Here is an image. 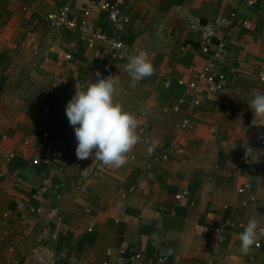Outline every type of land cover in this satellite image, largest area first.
<instances>
[{"label": "crops", "instance_id": "crops-1", "mask_svg": "<svg viewBox=\"0 0 264 264\" xmlns=\"http://www.w3.org/2000/svg\"><path fill=\"white\" fill-rule=\"evenodd\" d=\"M116 1L130 21L118 35L127 54L115 63L106 42L89 49L78 32L54 30L45 20L68 7L78 21L91 3ZM230 12L238 25L213 41L226 43L214 62L225 87L217 93L202 88L196 98L186 85L187 69L202 66L205 57L200 32L190 30L186 18L205 22ZM91 20L97 31L113 34L98 6ZM263 36L264 0H0V264H38L32 249L40 240L65 255L60 264H116L119 252L131 249L140 254L133 264H157L156 242L172 253L169 264H264V237L258 235L260 247L246 255L238 240L251 217L264 227V148L257 144L264 119L247 106L264 92L257 79ZM22 43L33 44L43 61L39 81L19 99L3 91L6 61L21 55ZM138 51L148 53L154 71L131 87L125 66ZM97 72L119 79L114 99L136 117L139 141L119 168L98 160L80 191L78 165L96 157L77 159L64 110ZM183 121L189 126L177 131ZM245 141L253 154L234 176L230 147ZM183 191L187 195L175 200ZM211 226L222 229L221 242L202 234Z\"/></svg>", "mask_w": 264, "mask_h": 264}, {"label": "built area", "instance_id": "built-area-1", "mask_svg": "<svg viewBox=\"0 0 264 264\" xmlns=\"http://www.w3.org/2000/svg\"><path fill=\"white\" fill-rule=\"evenodd\" d=\"M246 3L247 5H252L253 0H246ZM96 6H98L99 11L105 13L108 22L113 29L112 35H106L105 33L95 29L91 17L94 14V7ZM45 20L54 30L69 29L72 32H78L81 41L89 49L96 47V45L100 42H106L108 44L111 62L115 63L121 61L127 54L128 46L118 38V35L119 33L125 31L130 19L125 11L120 7V1H116L112 4L101 3L100 5L91 3L81 12V18L78 21L70 18L68 7H62L49 12L45 17ZM238 20L239 17L235 12H230L227 15H217L214 19L205 22L201 21L198 17L188 16L186 18L190 30L200 32L201 53L205 57V64L199 67H190L187 69L190 80L186 83V85L193 91L194 97L199 98L202 88H205L207 91L213 93L221 92L224 89L226 77L224 73L214 66V62L225 54L226 43L222 40L214 46L213 41L219 32H229L232 28L238 25ZM241 26L246 30L251 28V24L248 21H243ZM261 42L264 44V36L261 38ZM212 47H214V50L211 52ZM64 58L65 61H70L72 59L70 54H66ZM262 73H264V64L258 66L257 69V79L259 83L264 86V79L261 78ZM188 126V123L183 121L181 124L176 126V129L179 131ZM255 126L258 127L259 124H256ZM142 131L143 130L140 129L139 132L142 133ZM43 136L47 138L48 133L45 132ZM141 141L144 142L146 139L142 137ZM76 143L77 142L75 140L74 145H76ZM257 144L260 149L264 148V127L263 132L257 140ZM230 150L234 152L236 156L233 175L238 176L243 171L244 167L249 163L253 154L254 146L250 141H245L243 143L232 145ZM50 151V147H47L44 152L50 153ZM12 157L13 155H10L8 160ZM131 159L133 160L134 158ZM98 162L99 161L97 159H93L89 163L78 165L77 184L75 189L80 191L84 189L85 184L94 173V168L98 166ZM239 191L242 192V189ZM186 195L187 191H183L181 194L175 195L174 198L175 200H180ZM254 201L255 197L251 195L249 197V202ZM31 212L40 214L42 209L33 208L31 209ZM261 229H264V227H261ZM209 233L216 234L218 242L223 240L221 235L222 229L220 227H208L205 230V233L202 234L207 235ZM259 235L264 237V232H260ZM260 245L261 241H257L255 247L259 248ZM32 255L38 264H60L61 260L65 258L63 253L43 245L41 240L39 241V244L32 249ZM139 257L140 254L136 250H121L116 259V264H133L139 259Z\"/></svg>", "mask_w": 264, "mask_h": 264}, {"label": "clouds", "instance_id": "clouds-1", "mask_svg": "<svg viewBox=\"0 0 264 264\" xmlns=\"http://www.w3.org/2000/svg\"><path fill=\"white\" fill-rule=\"evenodd\" d=\"M125 71L131 87L151 76L154 69L148 53L138 51L131 56ZM261 78L264 79V73ZM119 83L117 76L102 77L97 72L94 82L81 85L66 103L64 111L77 142V159L95 156L104 165L119 168L126 163V154L138 143L136 117L114 99ZM247 106L256 118L264 119V92L252 96ZM260 232H264V229L259 227V221L255 217L249 218L243 231L238 234L241 254L246 255L256 245ZM154 246L158 250L157 264H169L172 253L160 250L158 242Z\"/></svg>", "mask_w": 264, "mask_h": 264}, {"label": "rangeland", "instance_id": "rangeland-1", "mask_svg": "<svg viewBox=\"0 0 264 264\" xmlns=\"http://www.w3.org/2000/svg\"><path fill=\"white\" fill-rule=\"evenodd\" d=\"M18 49L21 55L6 61L7 69L4 73L5 84L3 92L6 96H13L20 99L30 94L32 91L30 84L32 83L34 85V81H39L36 77L42 76L38 73V70L40 69L43 58L39 57V53L35 54L33 44L25 43L23 46L20 45ZM41 81L43 82V80Z\"/></svg>", "mask_w": 264, "mask_h": 264}]
</instances>
